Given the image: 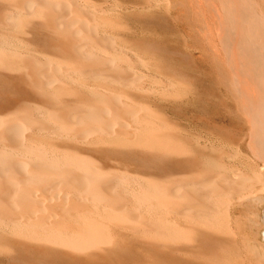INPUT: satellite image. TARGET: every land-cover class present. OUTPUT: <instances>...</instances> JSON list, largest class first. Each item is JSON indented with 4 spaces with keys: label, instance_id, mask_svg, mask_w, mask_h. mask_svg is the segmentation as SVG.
Masks as SVG:
<instances>
[{
    "label": "bare ground",
    "instance_id": "obj_1",
    "mask_svg": "<svg viewBox=\"0 0 264 264\" xmlns=\"http://www.w3.org/2000/svg\"><path fill=\"white\" fill-rule=\"evenodd\" d=\"M122 10L194 13L201 79L124 39ZM211 35L232 132L172 112L207 102ZM0 255L264 264V0H0Z\"/></svg>",
    "mask_w": 264,
    "mask_h": 264
},
{
    "label": "rangeland",
    "instance_id": "obj_2",
    "mask_svg": "<svg viewBox=\"0 0 264 264\" xmlns=\"http://www.w3.org/2000/svg\"><path fill=\"white\" fill-rule=\"evenodd\" d=\"M115 1L123 5L132 0ZM147 16L138 15L130 10H122L118 11L117 14L115 13L113 18L121 25L122 37L124 39H129L128 41H134L139 44L148 43L153 46L161 47L170 54L173 53L174 58L172 63L174 64L173 66H175L176 71L178 70L183 76L188 77L194 82H198L202 77L200 64L194 60L192 61L188 59L185 46L188 39L192 40L200 38L199 29L192 25L193 23H197V16L194 13H191L189 14L190 19L188 18V20L186 16H183L181 12L178 11L166 14L161 18L160 24L151 23L150 17ZM133 25L138 27V29ZM214 38L215 35L209 37L212 49H210L209 65L210 93L207 102L203 107L199 99H197L198 97L195 96L181 104L172 112L175 116H179L180 119H185L188 123H192L195 128H203L216 133L232 132L236 128L239 129L243 127V123L240 119L236 118L233 112H231L233 111L232 99L218 86L217 75L214 70L217 57L215 53L216 39ZM30 39L32 45L36 48H39L43 43L41 38L36 36H31ZM10 93L9 89H5L2 95L6 97L10 95ZM135 162L148 165L146 161L140 159L135 160ZM19 256L20 255H0V264H69L58 257ZM132 258L134 257H110V259L103 260V262L97 264H128L129 260ZM146 258H149L150 260L152 259L154 262H161L163 257ZM253 264H263V262L254 261Z\"/></svg>",
    "mask_w": 264,
    "mask_h": 264
}]
</instances>
